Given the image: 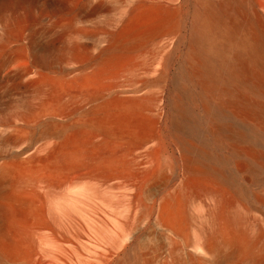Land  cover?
I'll return each mask as SVG.
<instances>
[{"label": "bare ground", "instance_id": "1", "mask_svg": "<svg viewBox=\"0 0 264 264\" xmlns=\"http://www.w3.org/2000/svg\"><path fill=\"white\" fill-rule=\"evenodd\" d=\"M53 1L49 12L59 17L55 18L53 23L51 21V24L58 27L69 24L68 16L66 21L64 15L76 13L78 16L80 12H84V9H87L89 14H96L106 6L105 2H107L106 0H91L87 3L88 0ZM113 2L125 7V10L113 16L109 24L111 27L106 28V25L102 30L99 41H105V44L97 46L98 51L95 55L90 54L89 51L84 53L83 65L72 70V74L66 72L48 75L40 71L36 72L41 76L38 77L37 85L42 96H39L41 98L34 112L32 111L29 116L36 121L44 117H50L52 120L46 121L49 123L43 131L44 126L40 130L44 136L55 138L52 143L49 142L51 146L47 154L45 153L48 163L44 170L42 168L44 172L65 174L81 168L92 177H99L104 181L115 178L128 180L135 177L132 172L139 169L142 162H136V156L139 154L134 156V150L154 139L165 141L160 128L164 116L169 135L182 151L181 165L186 174L182 185L164 195L158 205H155L154 218L158 227L160 226L165 232L168 253L159 263L153 262L154 256L143 263V258L152 255V251H143L125 240V243L110 244L100 248L96 255L84 262L81 256L85 255L75 256L67 252L68 246L73 243L74 234L64 228L57 229L51 226V219L56 218H59L61 225L62 221L65 225L74 222L83 223L80 219L82 215L66 212L58 213V216L48 214L31 204L26 206L21 196H15L2 198L0 202V264H263L264 238L253 233L244 218L232 212L230 204L240 202L246 209L255 208L254 201L251 199L247 201L248 187L264 182V178L260 176L264 173V0H113ZM3 4L4 1L0 0V7ZM29 21L30 19L26 20L19 15H12L3 21L2 28L8 41L25 37ZM75 36L82 38L85 33L77 31ZM167 37L171 39L172 47L169 53L161 58L162 61L156 69L158 77L155 78L156 83L162 86L167 80L170 81L171 87L167 89L166 94L152 95L142 92L144 88L137 89L135 93L132 90L133 94L120 93L118 86L122 78L144 68L139 60L145 54V49ZM30 39V42L34 43L33 34L30 35ZM6 47L9 46L5 44L3 49ZM182 48L183 54L178 72L172 74L170 61ZM23 51H26V47ZM131 79L133 78L130 77ZM78 99L82 102L76 101ZM163 99L165 106L158 108V103ZM64 100L71 101L74 106L77 104V116L72 117L74 112H69L68 102ZM82 103L83 105H80ZM200 109L206 117L205 126L194 121ZM56 117H61L63 120H56ZM224 118L228 119L226 123L221 122ZM204 130L214 134L218 140L223 138L230 140L234 145L233 151L240 158L238 162H218L217 157L199 141L202 140ZM43 145L40 144V147ZM29 156L33 157L32 153ZM17 168L2 165L0 185L6 177H9L8 175H14L17 182L24 180L25 177ZM152 171L155 172V169ZM153 172L145 182L150 181ZM142 181L144 182V179ZM194 187H203L216 192L215 194L218 193L223 200L224 209L220 228L197 244H193L191 236L186 199L187 193ZM125 188L126 186L122 187L123 190ZM79 190L81 189H78L77 193L81 192ZM210 195L208 196L211 197ZM194 198L196 200L197 197ZM255 200L264 205V197L256 195ZM70 202L69 200L68 204ZM197 209V213L202 211ZM113 212L115 213V210ZM256 221L255 223H259ZM204 232L202 231L203 234ZM45 236L51 237L54 241L50 244L46 242L39 249L38 242ZM157 238L160 237L157 235ZM150 244H153V241Z\"/></svg>", "mask_w": 264, "mask_h": 264}, {"label": "rangeland", "instance_id": "2", "mask_svg": "<svg viewBox=\"0 0 264 264\" xmlns=\"http://www.w3.org/2000/svg\"><path fill=\"white\" fill-rule=\"evenodd\" d=\"M3 1H4V4L3 6L0 7V33H1L0 34V38H1L0 39L1 41L0 42V49H1L0 50L1 52L0 53V73H1L0 74V167L2 165L12 166L15 168L18 167L17 169H19V171L22 173L25 179L22 180L21 182H17L15 180L14 175H8L9 177H6V179L3 180V182L8 185L5 186L3 182L0 185V194L2 195V197H0V202L3 199L9 198V197L21 196L23 198V201L26 203V206L28 204H31V206L33 207L43 209L48 214L57 215L58 213L66 212V213L82 215L80 216V219L83 221V223L79 224L77 222H74L71 225H65L62 221V225H61L59 224V221H58L59 218L58 219L56 218V219H51V222H52L51 226L57 229L64 228L65 230H68L74 234V239L72 241L73 243H71L70 246L67 245L68 246L67 252L75 256L85 255V256H81L84 262H87L89 257L96 255L97 252L102 249V247H106L110 244L117 245V244H120L121 242L122 243L128 242L129 244H132V245L134 244V246L136 245L135 247L137 248L140 247L141 250L143 251H148V252L150 250L152 251V252L150 251L152 255H148L146 258L145 257L143 258V263H145V261H148V258L151 259L153 256H154L152 258L154 259L153 262L157 261V263H159L160 260H163L164 257L167 255L168 246H167V239L164 236L165 232L163 229H161L160 226H159L160 228L158 227V225L156 224V220L154 218L156 216L155 215L156 214L155 205L156 204L158 205V203L160 202L159 200H161V198L164 195L168 194L169 192L174 191V189L181 186L183 181L186 179V174L183 169V165H181L183 163L182 151L180 150V148H178L179 146L174 142L171 135H169L168 125L166 121H164L165 117L163 116L161 119L162 122H160V128L162 130L163 138L165 139V141L163 142V139H161V141L154 139L153 141L149 142L145 146H140V147L135 148L134 156L139 154L138 156H136L137 157L136 162H142L139 169L132 172V174L135 177H132L128 180H125L122 178H115L109 181H104V180H101V178L99 177H92L91 175L87 173L86 170L81 169V168H78L79 170L77 169L72 170L65 174H48L44 172L43 170L45 169L48 163L46 162L47 161L46 154L48 152L47 150L50 148L51 146L50 143H52V141L55 138L44 136L42 134V131L47 126V123H49L52 120L50 117H44L40 121H36L34 120V118L32 119L29 116L30 114H32V111L34 112L37 106V103L39 102L41 98L39 96H42L40 93L39 87L37 85V80L39 79L38 77H41V76H39L36 72L40 71L48 75L50 74L57 75L61 73L64 74L66 72L71 73L72 70L80 68L84 63L83 54L84 53L86 54L88 51L92 55H95L97 53L98 51L97 46L99 44L100 46L105 44V41L104 42L99 41V38L101 37V33L103 32L102 30L105 29L106 25H107L106 28L111 27L109 26V24L111 23L113 16H115L117 13L124 11L125 7L118 6L117 4L113 2V0H106L107 2H105V5L107 7L110 6V8H106V6H103L102 9L99 10V12H97L96 14H89L87 9H84V12H80L78 16L76 15V13L71 14V15L68 14L66 16L64 15L63 18L66 19V21L69 19L68 20L69 24L66 25L65 27H58V26H53L54 24H51V21L53 23L59 17L49 12V10L51 9V6L54 3L53 0H28V1H23V2L19 0H3ZM89 1L91 0L86 1V3ZM12 15H19L20 17L26 20L30 19V21L28 22V25L26 27V30H27L26 36L23 38L12 39L11 40L12 42H11L10 40L8 41L5 31L2 28L3 27L2 22L6 21ZM71 17L72 19H70ZM100 26L101 27L103 26V27L101 28ZM77 31H84L85 36L82 38L76 37L75 32ZM58 32L60 33L58 34ZM62 33H64V35ZM89 33H92V35ZM31 34H33L32 41H34V43L30 42ZM5 44H7V46L9 47L8 48L6 47L5 49H3V46ZM81 44H83L85 48H83V45ZM24 47H26V51H23ZM148 47H147L148 49L147 48L145 49L146 51L145 54L139 60L144 65V68L142 70L133 72L129 74L128 76L126 75L127 77L125 78L123 77L122 80L120 81V84L118 86V91L122 93L123 95H128L131 93L133 94L132 90H134V93H135L137 89L139 90L141 88H144L142 92H147L152 95L159 94L160 96H163L164 93L166 94L167 89L171 87V83L169 80H167L164 86L160 84L158 85V83H156L155 81V78L158 77V72L156 69L159 67V63L162 61L161 58H164L166 54L169 53L170 47H172L171 39L168 37L164 38L163 40L159 41L158 44H154V45L151 44ZM83 50H85L86 52ZM182 54H183V48L182 50H179L173 56L172 60L170 61V67H171L170 71H172V74L178 72ZM130 77L133 79L130 80ZM25 79L26 81H24ZM153 83H156V84H153ZM147 84L149 85V87ZM146 86L148 89L146 88ZM68 96L66 97L67 100L69 99ZM76 101L82 102L80 101V99ZM66 102H68L69 112H74L72 113V117L77 116L78 114L77 104L76 106H74L75 104L72 105L73 103L71 104V101L70 102L66 101ZM158 104H159L158 108L165 106V99L161 100ZM80 105H83V103ZM32 106L33 107L35 106V107L32 108ZM72 106L74 107V109ZM57 119L63 120L61 117H56V120ZM46 121H49V122H46ZM194 121L197 123H201L200 125L202 126L206 125V117L202 109L198 111V115L194 118ZM227 121L228 119L224 118L222 119L221 122L226 123ZM16 125H19V126H16ZM41 128H42V131L40 132ZM40 133L42 136L40 135ZM41 137H42V140H41L42 142L40 141ZM8 140H12V141H8ZM223 140L222 139L218 140L214 134H212L211 132L207 130L206 131L204 130L202 140L199 139V141L204 145V147L211 154L217 157L218 162H238L240 158L233 151L234 145L232 144V142L224 138ZM5 141L6 142L8 141V142L6 143ZM45 141L47 142L45 143ZM1 142L4 144H2ZM43 143L45 146L43 145ZM40 144L43 146L40 147ZM41 149L42 151H40ZM144 149H147V150L145 151ZM157 149L159 150L160 154L158 153ZM32 151H34V153ZM31 153L34 158L32 156H29L31 155ZM155 153L156 154L158 153L159 157L157 156L158 154L156 155ZM15 154H17L19 157ZM179 158H181V160ZM154 169H155V172L152 171ZM152 172L153 174L151 176L150 181L145 182V179L149 175H151ZM165 172L168 173V175ZM260 176L264 178V173L261 174ZM180 177L183 179H181ZM142 179H144V182L142 181ZM153 180L155 182H153ZM157 185H160V186L158 187ZM125 186H126L125 188L126 190L125 189L123 190L122 187L124 188ZM161 187L163 189H161ZM145 188L147 191L145 190ZM194 188H191L189 190V192L187 193L186 199H187V204H188L187 208H188V217L190 221L191 236H192L193 244H197L200 240L206 238L207 236H211V234H213L215 231H217L220 228V225H221L220 222L222 220V214H223L222 211L224 209L222 208L223 200L220 197V195H218V193L215 194L216 192L207 190L203 187H194ZM78 189H81L79 190V192L81 191L80 193H77ZM131 189L133 190L132 192H131ZM72 190H74L75 192ZM127 190H129L130 192L128 193ZM156 190L158 191V193ZM70 191H71V195H70ZM247 191H248L247 201L249 202L252 200L256 203L255 208H253L255 210L253 209L250 210L251 207L249 209H246L240 202H238L240 205L237 203H236L237 205L235 203L230 204V206L232 205L231 206V209H233L232 212L234 213L236 212L240 214L246 221V224L248 225L250 230L256 235H261L264 238V224H263L264 223V216H263L264 215V205L260 201L257 202L255 200L256 195H258L259 197H264V182L255 183L254 186L248 187ZM74 193L75 195H73ZM197 193L198 195H195ZM202 193H205V194L203 195ZM254 193H255V196L253 197ZM103 195H106V196H103ZM153 195L155 198L152 197ZM193 195L197 197L196 200ZM208 195H210L211 197H209ZM58 197H59V200H58ZM70 197L72 200L69 199ZM208 197L210 198L209 202H208ZM67 198L71 201L70 203L72 204V207L70 203H69L70 205L68 204L69 200ZM64 199L66 200L64 201ZM74 200H75V204H74ZM199 200L202 202H200ZM201 203L202 205H200ZM233 204L234 206L236 205L237 207L236 206L234 207ZM192 205H195L196 207ZM226 205H228L227 202H226ZM197 206L199 207L198 209H197ZM239 206H241V208L238 209ZM57 208L59 209V211ZM203 208L204 210H202ZM196 209L197 211L198 210H202V211H199L197 213ZM205 209L209 211H206ZM114 210H115V213L113 212ZM228 210L230 211V207H228ZM149 211L151 213H149ZM246 214H250V215H247L249 222L247 221ZM137 221L138 223H136ZM152 221L153 223L154 222L155 223L151 224ZM255 221L259 222L260 225L259 223H255ZM203 225L205 226L203 227ZM214 225H218V226H214ZM202 231L203 232L205 231L204 232L205 235L202 233ZM157 235L160 238H157ZM147 239H148V242H147ZM52 241L54 240L51 237L45 236L43 237V239H41L38 242V248L40 249V247L42 245H45L46 242L47 244H50L52 243ZM152 241L154 245L150 244L152 243ZM40 243L41 245H39ZM158 243L160 244V246ZM156 244L159 246V248L158 246L157 247L155 246ZM161 244L163 247L161 246ZM150 248H154L156 250L150 249ZM80 249L84 251H81ZM159 249H161L160 252L162 253L159 252ZM154 251H157V253Z\"/></svg>", "mask_w": 264, "mask_h": 264}]
</instances>
